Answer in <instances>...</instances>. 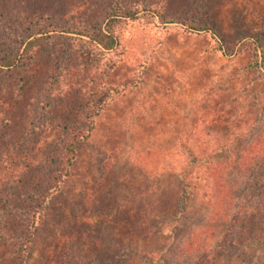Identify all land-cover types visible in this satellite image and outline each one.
<instances>
[{
    "label": "rangeland",
    "instance_id": "rangeland-1",
    "mask_svg": "<svg viewBox=\"0 0 264 264\" xmlns=\"http://www.w3.org/2000/svg\"><path fill=\"white\" fill-rule=\"evenodd\" d=\"M120 1L140 12L112 67L66 34L0 71V264L29 228L25 264H264V0ZM109 4L0 0V54L46 13L91 28ZM87 105L95 125L41 202Z\"/></svg>",
    "mask_w": 264,
    "mask_h": 264
},
{
    "label": "trees",
    "instance_id": "trees-1",
    "mask_svg": "<svg viewBox=\"0 0 264 264\" xmlns=\"http://www.w3.org/2000/svg\"><path fill=\"white\" fill-rule=\"evenodd\" d=\"M110 4L108 6V14L103 18L102 22L99 25H95L91 28H87L85 25L77 23H69L63 25L62 29L59 30L58 27L53 26L54 21L50 20L49 14H45V20L43 23L40 21L37 23L34 22L35 28H30L29 32L22 35L23 46L19 47L15 45L8 46V48L0 54V71L13 67L16 62L26 56L31 48L36 44H44L45 42H55L58 39H70L66 37V34H75L76 36H85L86 39L82 40L85 46L88 49L95 51L96 54L103 57V63L98 65V69L105 70V68L112 67V60H114L115 50L118 46V38L116 35V28L127 20H133L136 18L137 14L140 12L136 7L122 3L120 0H109ZM49 20L51 21L49 23ZM38 27L36 28V26ZM57 26V25H56ZM78 51V50H77ZM70 53H72L70 51ZM70 67V66H69ZM68 67V68H69ZM99 70V72H100ZM55 72V71H52ZM52 74L49 76L48 85L52 87L55 79L57 80V74L52 78ZM92 81L93 87L102 88V92L108 94H114L119 92L120 96H125L127 92L132 88L129 85L123 84L120 86H113L107 83H98L99 81L93 77ZM100 85H96V84ZM61 86V85H60ZM65 89L75 90L78 89L79 84L71 77L68 78L67 82L64 84ZM99 107L93 108L88 105L82 111H79L77 116L73 119L71 125L62 128L63 132L60 137H57L62 140V148L58 159V173L54 175V182L51 188L41 196L40 201L43 202L44 199L50 194L57 192L60 188L63 179L66 177L69 172L73 161L77 155V145L79 142L83 141L92 125H95V122L98 118ZM57 174V175H56ZM29 236L26 237V241L22 250L19 251L16 257L15 264H25L26 257L28 252L31 249V241L33 231L29 228ZM113 260V259H110Z\"/></svg>",
    "mask_w": 264,
    "mask_h": 264
}]
</instances>
